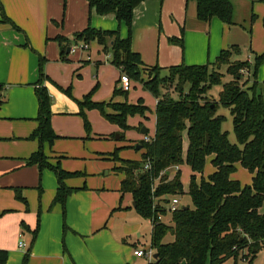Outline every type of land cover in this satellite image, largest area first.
<instances>
[{
    "label": "trees",
    "instance_id": "16d2710c",
    "mask_svg": "<svg viewBox=\"0 0 264 264\" xmlns=\"http://www.w3.org/2000/svg\"><path fill=\"white\" fill-rule=\"evenodd\" d=\"M87 1L89 9H94L97 14H113L118 22L125 23L128 34L122 38L118 30L96 29L88 24L76 33V41L84 42L86 46L95 41L106 51L109 49L112 64L131 80L141 82L143 88L156 99L154 134L149 140L137 143L141 145L140 160L120 158L117 149L108 156L119 163L114 170L123 174L119 191L129 193L136 213L151 222L149 247L155 249L157 257L148 264H224L240 253L243 255L246 249L253 252V249L264 246V213L259 211L264 200V84L256 78L264 56L256 55L254 63L237 59L234 56L240 55L241 49L238 45H231L221 50L212 63H181L169 67L164 76L160 75V67L154 66L146 69L148 76L144 80L140 68L143 62L130 45L134 9L144 0ZM192 1L198 20L209 23L216 17L225 24H233L230 0ZM0 11V21L17 28L5 15L1 3ZM55 39L61 46V59L66 60L64 54L68 39L61 35ZM171 41L180 42L181 39L172 38ZM44 62L45 58L39 56L40 78L34 90L37 126L28 136L37 140L38 149L31 153L27 163L53 169L58 188L52 206L59 203L64 208L66 196L72 191L64 180L78 173L63 170L58 164L52 166L42 151L44 142L51 144L58 137L50 120L52 99L42 84L45 78ZM222 67L230 76L228 81H223L225 75L221 72ZM244 70L248 72L245 79ZM250 80L253 81L251 85L244 87ZM170 84L174 85L177 97L166 89ZM185 85H189L187 90ZM215 85L221 87L216 99L208 95ZM126 93L115 84L114 96ZM80 106L97 109L105 120L119 125L123 130L131 129L127 124L129 116L144 117L149 110L141 100L136 104L112 100L92 102L89 94L84 96ZM220 106L229 110L236 143H231L228 132L222 129L225 116L218 113ZM184 134L188 141L185 153ZM119 137L123 138V134H119ZM210 156L214 170L203 177ZM184 162L191 171L187 192L183 191L180 169H175L170 177V172ZM145 164H148L147 169L144 168ZM237 164L251 174L250 184H241L231 177ZM197 174L200 175L199 179ZM184 194L188 195L190 203H182L171 212V223L159 220V215L167 213L165 208L171 199L181 198ZM15 197L27 207L20 188L15 189ZM21 225L24 228L23 222ZM37 228L38 225L32 231L23 264L28 260ZM168 234L172 239L165 242ZM6 259L7 251L0 248V264H6Z\"/></svg>",
    "mask_w": 264,
    "mask_h": 264
},
{
    "label": "crops",
    "instance_id": "0c3cea01",
    "mask_svg": "<svg viewBox=\"0 0 264 264\" xmlns=\"http://www.w3.org/2000/svg\"><path fill=\"white\" fill-rule=\"evenodd\" d=\"M233 1L239 8L242 7L241 5L246 7L249 21L252 16L254 17L250 22L247 46V60L252 63L254 54L264 56V0ZM233 1L230 0L233 6V24L228 25L216 17L212 18L209 23L198 20L196 6L192 0H144L134 9L131 24V49L139 53L143 62L142 66L146 65L145 62L152 63L155 57L161 65L173 64L172 66L180 63L193 65L213 62L221 50L231 45L239 46L237 43H240L241 34L246 33V29L235 22L236 7ZM0 3L5 15L24 32H17L10 24L0 21V81H3L1 83L5 81L8 85L7 100L0 101V103L7 102L8 104L6 112L0 110V180L4 181L1 175L8 170H16V167L20 165L18 162L17 165L6 166L7 159L28 157L37 147L36 140L23 141V139L37 126L35 120L37 99L34 90L38 85L36 82L38 54L46 59L44 72L48 79L66 85L71 77V70L80 62L93 61L96 67H105L109 63L106 55L108 51L95 41L83 47L86 49L84 51L69 43L67 47L69 51L66 49L64 54L66 60H62L61 46L55 37L61 35L68 39L71 33L83 30L87 24V17L88 24L92 27L102 30H118L122 38L126 35V25L118 22L113 14L99 15L94 9H89L87 0H0ZM63 6V21L58 24ZM54 21L56 22L53 24ZM155 27H158L159 35H161L158 37L159 45L156 51L153 48V42L148 48L145 46L148 41V28L153 30ZM153 33L152 31V37ZM165 38H170V41L172 38L181 39L180 42L171 41L179 44V48L172 45L170 47ZM22 43L25 45L22 46ZM31 49L35 52L32 53ZM153 51L155 52L154 57ZM115 68L120 76V70ZM261 77L260 79L264 81V75ZM44 81L45 83L42 84L46 86L54 99L51 104L53 113L50 118L51 126L58 135L54 141L70 139L72 144V141L77 140V136L79 138L81 133L73 128L74 121L71 117L77 112L79 106L58 91L52 83L45 79ZM117 83L119 86V77ZM86 91L87 89L80 90L78 94ZM148 112L152 113L151 109ZM148 112L144 116L146 119ZM153 115L155 117L154 111ZM130 127V130L136 129L142 136L152 137L155 131V121L151 136L148 135L149 131L146 127L147 134L141 133V128L144 127H141V124ZM139 141H141L140 138H134L130 140L131 144L127 147L134 148ZM187 143V137L184 134V153ZM55 156L56 158H73L60 153H56ZM48 157L49 160L53 156ZM94 158L107 159L108 156L98 154L94 155ZM211 158L212 156L207 160L211 161ZM113 164L114 166L119 165L114 161ZM180 167L181 165L176 169ZM239 167L241 166L237 164L236 170ZM67 169L63 170L73 172ZM174 172L175 168L170 172V177ZM235 173L236 171L231 177L241 184H246L241 182ZM249 175L251 177L250 173ZM47 176L49 178V174ZM74 177L64 180L65 185L72 189L66 196L64 208L59 203L52 206L58 183H55L53 178L49 179L47 185H44L42 181L46 192L43 194L42 188L40 197L42 200L36 213L32 207L28 205L25 207L23 202L14 198V195L12 198V191L1 190L10 183H0V248L7 251L6 264H22V257L32 239V231L37 225V232L26 264H144L143 256H136L133 253L135 249L140 248L138 243L142 235L137 233L136 241L130 240V235L136 228L127 223L125 215L128 212L125 208L121 204L117 206V195L108 192L104 180L97 179L96 184H89L86 181L84 187H81L79 180L72 179ZM30 182L32 185L35 184L36 173L32 175ZM119 185L120 182L114 186V192L121 195V200L126 197L128 203L134 208L131 195L122 194L119 191ZM17 186H21L22 195L25 197L24 188L27 186L25 184ZM93 187L98 190L97 193L93 191ZM259 211L262 213L261 207ZM20 222L24 223V228L28 233L22 231ZM25 236L27 240L24 239ZM20 240L24 241L25 248L18 247ZM128 240L131 242L129 243ZM126 243L132 244V247L128 248Z\"/></svg>",
    "mask_w": 264,
    "mask_h": 264
},
{
    "label": "rangeland",
    "instance_id": "374dc122",
    "mask_svg": "<svg viewBox=\"0 0 264 264\" xmlns=\"http://www.w3.org/2000/svg\"><path fill=\"white\" fill-rule=\"evenodd\" d=\"M233 2L236 7L235 22L238 25L246 29V33H242L240 36V39H239L240 43H237L240 46L241 53L240 55L234 56V58L241 59V60H247V55H248L247 46L249 42V28H250L251 23L247 19L248 11L246 10V7L244 5H241L242 7L239 8L238 5L235 3V1ZM63 17H64V6L62 7V15L60 17L61 19L57 22L58 24L62 23ZM88 21L89 19L87 17L86 26L88 25ZM55 22L56 21L52 23L54 24ZM15 25L17 26V28H15V31L24 33L23 30L16 23ZM31 25L33 26L34 24L32 23ZM152 31L154 32L153 37H152ZM76 33L77 32L71 33V35L68 36L69 43L71 44V46H78L79 49L82 51L86 50V49H83V47H85L84 42L76 41L75 39ZM125 34H126L125 35L126 37L128 34L127 27H126ZM158 37H161V35H159V32H158V27H155L153 30L151 28H148V41H146L145 43L146 48L151 46V42H153V48H155V51H156L157 45H159ZM130 38H132V28L130 29ZM44 39H45V36L43 37V42H44ZM165 40L170 47L173 46V47L179 48L180 46L179 44H174L173 42H171L170 38L169 39L165 38ZM263 40H264V37H263ZM88 44L89 43H87V45ZM24 45L22 43V46ZM30 51L32 53L35 52L34 49H31ZM154 53L155 52L153 51V57H154ZM106 55L108 56L107 58H108L109 63L103 68H101L100 66L96 67L93 64V61H86L85 63L84 62L78 63V65H76V67H74V69L71 70L70 72L71 77L69 78L68 84L66 85H61L57 82H53L50 79H48L47 75L44 72V65H43V73L45 75V78H43L42 83H45L44 79L49 81L50 83L54 85V87L58 91L66 95L68 98H70L73 102L77 103V105L79 106V109L77 110V112L73 113L71 117L73 118V121H74L73 128H75L76 130H79V132L81 133H80L79 138L77 136V140L74 139L72 141V144L70 143V139H62V140L57 139V141H53V143L51 144L44 142L42 145V151L44 155L46 156V158H49L48 156H51V157L53 156L51 159L49 160L47 159V161L52 166H55L58 164L59 167L62 169L69 168L67 170H72L73 172L76 171L78 174L72 179L79 180L81 187H84V184L86 183V181L89 184L91 183L96 184L97 179H99L100 181L104 180L107 184L106 189L108 190V192L111 194L117 195L116 196L117 206L121 204L122 207H124L125 210L128 212V214L125 215L127 223L131 224L134 228H136L131 233L130 240L136 241L137 239L136 235L137 233H140L142 236L139 239L138 245L140 248L144 250H148V249H145V247L150 246V233H151L150 220L140 218L134 211V208L131 207V205L128 203L127 198L125 197L121 200V195L118 194L117 192H114V186L120 182L122 178V174L112 169L114 166L113 161L109 158L107 159L94 158V155H98V154L109 156L110 153L114 152L115 149H117V153L120 158L140 160L141 152L139 151V149H136L135 147L137 143L134 145V148H129L127 146L131 144L130 140L134 138L138 137L141 140L142 139L145 140V135L142 136L139 133V131H137L136 129L123 130L121 129L119 125L112 124L108 122L107 120H105L97 109H94V108L88 109L85 107L81 108L80 103L84 100V96L88 94H89L90 101L92 102H109L113 98L114 102H128L130 104H136L139 100H141L146 106L149 107V109H151L152 113L148 112V114L146 115L147 119L144 117L139 118L136 115L129 116L127 118V124L129 126H139L141 124V127L144 126L148 128V131H149L148 135L151 136V133H153L154 121H155V117L153 115V111L155 110V99L150 92H148L147 90L143 88L141 82L133 81V80H131V88L129 91H127L126 95L122 94V95L114 96L113 89H114L115 84L118 81L119 71L115 68V65L112 64L109 49ZM39 56L41 55L38 54V58ZM255 57L256 56L254 54L252 58V63H254ZM150 59H151V56L149 55V60ZM262 61L260 62L258 66V70H257L258 76L256 77L257 81L261 84L262 82H264L262 79H260V77L264 75V62ZM211 62L212 61H209L206 63H211ZM145 64H146L145 66L140 67L142 70V77L144 80H146L148 76L146 69H151L154 66H158L162 68L160 75L164 76L167 74V69L173 65V64L161 65L156 60V57L155 59H153L152 63L145 62ZM225 69H226L225 67H222L221 69V72L224 73L225 75L223 78V81H228L230 79V76L226 74ZM242 72H243V79H245L248 72H246L245 70ZM249 73H251V70ZM39 76L40 75L38 71L37 81L40 78ZM1 82L3 81H0V86L1 84H3L0 88V101H6L8 85L5 83V81L4 83H1ZM252 82L253 81L250 80L249 82H247V85H245L244 87H249ZM173 87L174 85L170 84L166 89H168V91L173 95V97H177V93L173 90ZM188 87L189 85H185L184 86L185 90H187ZM262 87L264 88V86ZM220 88L221 87L219 85L213 86L210 92L208 93V95H212L211 97L216 99ZM83 89H87V91L83 93L84 96L83 94L79 95L78 91L83 90ZM164 90L165 89H163V91ZM49 95L51 99L54 100L52 97L53 95L50 92H49ZM7 105H8L7 102L0 103V108L2 107V109L0 110L3 112H6ZM52 113L53 112L51 110V114ZM218 113L223 114L225 116V120L222 123V129L228 132V138L230 142L236 143V139L232 131V117L229 113V110L225 107L220 106L218 108ZM30 134L25 136L23 141L32 140L28 138ZM119 134H123V138H120V137L117 138ZM37 149H38V142H37L36 150ZM36 150H34V152ZM54 151L56 153L66 154L73 158H69V159L60 158V157L56 158L55 156L56 153H53ZM30 155L31 154H29V156ZM29 156L25 158L9 157L7 159L8 161H7L6 166H12L14 164L17 165L18 162L20 163V165L16 167V170L14 169V170H8L7 172H4L1 175V178H4V181L0 180V183L1 184L10 183L6 185V187H2L1 190L12 191L13 193L12 198H13V195L15 198V189L21 187L17 185L25 184L27 187L25 188L22 187V188L25 189L24 195L27 201V205L30 208L32 207V210L35 211L36 213L40 207V201L42 200V198L40 200V197L42 194V188H43L42 181L44 185H47L49 179L53 178L54 182L56 183L57 178H56L55 172L50 167L40 168L37 163L28 164L27 159L29 158ZM212 168L213 166L211 165V162L207 160L203 174H202L203 177H207L213 171ZM180 171H181V181H182L183 191L186 192L188 190V184H189V178L191 175V171H190L189 166L185 162L181 165ZM34 173H36V182L35 184L32 185L31 184L32 182H30V180ZM44 173H45V176H44ZM47 174H49V178ZM235 174L238 175V179L243 183L245 182L247 184V182L251 181V177L249 173L244 168L239 167V169L236 170ZM196 176L199 179L200 175L197 174ZM14 184H17V185H14ZM93 191L96 193L98 192V190L94 187H93ZM44 192H46L45 188H43V194ZM179 200H180V204L190 203V200L187 194H184L181 198H179ZM261 210L263 213L264 212V200L261 205ZM36 218H38L37 214H36ZM161 221H163V223H166V224L171 223V213L167 212L165 215H162ZM20 226H21V222H20ZM21 228L23 227L21 226ZM22 231H24V233H28L25 228H23ZM24 239L27 240L26 236L24 237ZM171 239L172 237L168 234L164 238V241L167 242V241H170ZM130 240H128L129 243L131 242ZM129 243H126L125 245L128 248H131L132 244H129ZM149 248H151V251L153 253L155 252L154 248L152 247H149ZM143 259L144 260L142 261L145 262L144 264H148L149 262H151V259L149 258V256H143ZM22 260H23V257H22ZM22 264H23V261H22ZM224 264H264V246H261L258 249H253V252H250L246 249L244 250L243 255L240 253V255H238L235 259L230 258Z\"/></svg>",
    "mask_w": 264,
    "mask_h": 264
},
{
    "label": "built area",
    "instance_id": "2783aa9c",
    "mask_svg": "<svg viewBox=\"0 0 264 264\" xmlns=\"http://www.w3.org/2000/svg\"><path fill=\"white\" fill-rule=\"evenodd\" d=\"M86 47V45H85ZM119 86L122 90L124 91H129L131 88V79L129 78V76L124 73V72H120V76H119ZM145 140H149L148 137H145ZM144 168L147 169L148 168V164L144 165ZM178 168V166L175 167V169ZM180 202H179V198L174 197L171 199V201L166 205L165 210L169 213L173 212L174 210H176L179 206H180ZM162 215L158 216V219L161 220ZM18 247L19 248H25V243L24 241L20 240L18 243ZM134 255L136 256H149V258L152 260L153 259V252L151 251V248H148V250H144L142 248L139 249H135L134 250Z\"/></svg>",
    "mask_w": 264,
    "mask_h": 264
},
{
    "label": "water",
    "instance_id": "95a60500",
    "mask_svg": "<svg viewBox=\"0 0 264 264\" xmlns=\"http://www.w3.org/2000/svg\"><path fill=\"white\" fill-rule=\"evenodd\" d=\"M67 51H69V48H67ZM147 132V129L145 127H142L141 128V133L145 134ZM119 137V135L117 136V138ZM141 148V145H136V149H140ZM132 205L134 206L135 203L133 202ZM145 249H148V247H146ZM157 257V253H154L153 254V258L155 259ZM185 261H183L184 263Z\"/></svg>",
    "mask_w": 264,
    "mask_h": 264
}]
</instances>
